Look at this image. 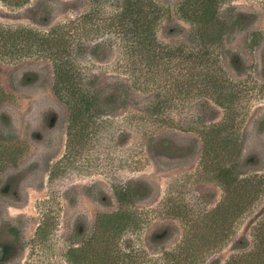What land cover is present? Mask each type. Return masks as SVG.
Wrapping results in <instances>:
<instances>
[{
    "label": "rangeland",
    "instance_id": "1",
    "mask_svg": "<svg viewBox=\"0 0 264 264\" xmlns=\"http://www.w3.org/2000/svg\"><path fill=\"white\" fill-rule=\"evenodd\" d=\"M152 1L159 10L149 16L150 37L171 57L149 58L129 49L118 25L105 28L120 11L114 1L103 4L98 27L84 29L88 40L79 42L84 52L78 49L77 60L99 95L77 142L70 141L69 110L54 91L51 61L0 60V225L18 227L23 238L20 256L6 264H224L244 238L252 247L264 221V0H215L214 26L202 18L204 0ZM91 5L0 1V23L46 31L75 21L80 33ZM27 70L39 76L24 85ZM207 72L215 82L204 85ZM48 114L57 115L50 127ZM203 134L215 136L216 148L239 152L237 174L262 177V192L226 227L220 246L208 245L193 259L184 244L200 242L224 195L203 157ZM161 139L186 143L191 152L161 156ZM19 172L21 186L8 195L3 183ZM139 183L150 191L126 202L132 219L102 236L100 218L123 205L116 189ZM164 227L171 235L154 240Z\"/></svg>",
    "mask_w": 264,
    "mask_h": 264
},
{
    "label": "trees",
    "instance_id": "2",
    "mask_svg": "<svg viewBox=\"0 0 264 264\" xmlns=\"http://www.w3.org/2000/svg\"><path fill=\"white\" fill-rule=\"evenodd\" d=\"M12 7H21L30 0H0ZM114 1L119 3L120 11L113 15L112 24H105V28L116 24L120 27L123 36L129 40V49L139 47L141 51L149 52V58H163L165 54L171 57L172 53H165V49L155 46L153 24L149 19L158 7H154L152 0H91V9L79 19L82 32H78L75 21L59 23L46 31L28 28L23 25L6 26L0 23V60L21 61L28 57H43L51 61L54 68V91L58 98L67 106L71 115L83 120L92 119L89 108L96 99L93 87L88 84L77 51L84 52L88 38L84 29L91 25L98 27L97 17L103 10V4ZM202 18L208 24L215 18V0H204ZM211 25V26H212ZM88 32V30H87ZM84 34V37L82 35ZM148 35V36H147ZM154 54V55H152ZM167 56V57H168ZM9 58V59H7ZM213 75L204 74L203 84L214 83ZM91 109V108H90ZM216 125L211 127L214 129ZM213 135L203 134L205 150L203 157L208 165L212 166V177L222 186L224 195L222 201L209 214L216 218L212 225H205L199 237L200 242L191 239L186 241L187 258H195L203 254L208 245L220 246L222 237L231 228L234 220L240 218L243 211H248L259 201L262 192V177L257 174L239 177L237 158L241 155L236 150L226 147L216 148ZM229 137H224L222 143H229ZM221 161H220V160ZM234 161V162H233ZM149 188L143 184L125 186L116 189V195L123 204L120 211L105 215L97 223L106 226L108 234L124 229L133 215L125 206L130 198L148 194ZM208 215V216H209ZM171 234V233H170ZM235 253L224 264H264V221L261 222L254 233V243L247 248L248 239H243ZM238 242V241H237ZM195 244V245H193ZM207 246V247H206ZM185 254V253H181ZM179 257V256H176ZM174 256V258H176ZM196 259V258H195Z\"/></svg>",
    "mask_w": 264,
    "mask_h": 264
},
{
    "label": "flooded vegetation",
    "instance_id": "3",
    "mask_svg": "<svg viewBox=\"0 0 264 264\" xmlns=\"http://www.w3.org/2000/svg\"><path fill=\"white\" fill-rule=\"evenodd\" d=\"M263 62H264V54H263ZM39 74L36 71L33 70H27L23 73L21 80L22 84L27 85L31 82H34L38 79ZM95 97L94 104L92 107L89 108V112L92 111L94 108H96L97 98H98V91L95 90ZM93 115V113H91ZM52 116V117H51ZM87 120L83 122V120L76 119L74 115H71V112L69 110V137L70 141H76L78 138L83 137V133L89 128V119L86 117ZM57 121V115L56 114H48L44 118V122H46V125L53 126V124ZM36 136L39 135V132L35 133ZM159 149L158 152L161 156L167 157V158H181L183 156H186L189 151L191 152V148L186 143H180L175 140L171 139H161L158 140V142L155 143ZM23 172L19 173H12L7 178L5 183H3L4 191L7 192V194H12L14 192H17L19 190V187L21 186V183L23 181ZM144 185V184H143ZM146 186V185H145ZM148 187V186H147ZM149 188V187H148ZM150 191V189H149ZM149 193V192H148ZM6 194V195H7ZM147 195V194H146ZM144 195V196H146ZM140 196V197H144ZM118 198V197H117ZM101 229L99 232H101V235H107V228L106 226H99ZM170 229L168 227L162 228V230L157 231L153 239L156 241H164L166 240L171 234ZM22 235L18 230V227L14 225H0V264H6L9 263V261H12L13 259H16L21 254L22 249Z\"/></svg>",
    "mask_w": 264,
    "mask_h": 264
}]
</instances>
